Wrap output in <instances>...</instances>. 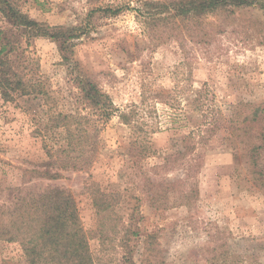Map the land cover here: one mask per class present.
<instances>
[{"label":"rangeland","instance_id":"obj_1","mask_svg":"<svg viewBox=\"0 0 264 264\" xmlns=\"http://www.w3.org/2000/svg\"><path fill=\"white\" fill-rule=\"evenodd\" d=\"M12 1L47 26L76 29L73 58L119 111L101 125L89 168L60 170L57 179L31 173L49 160L47 146L63 144L64 129L51 127L50 118L75 113L78 89L53 39L14 28L0 12L2 36L17 47L11 56L30 57L43 87L39 95L0 98L1 210L12 208L16 188L60 186L76 198L95 264H124L128 248L142 264L149 232L156 239L148 264H264V189L244 158H235L239 146L221 139L220 130L202 150L200 166L179 156L164 163L167 154L183 149L179 137L200 118L195 108L209 120L228 117L234 103L264 104V36L232 25L215 36L184 26L182 36L163 26L151 34L136 11L141 0ZM109 4L124 8L118 15L94 10ZM132 109L133 124H125L120 111ZM97 191L113 195L97 205ZM0 264L31 262L19 241L0 237Z\"/></svg>","mask_w":264,"mask_h":264},{"label":"trees","instance_id":"obj_2","mask_svg":"<svg viewBox=\"0 0 264 264\" xmlns=\"http://www.w3.org/2000/svg\"><path fill=\"white\" fill-rule=\"evenodd\" d=\"M123 8V5L109 4L94 10L118 15ZM246 9L261 11V17L241 15ZM136 11L142 15L143 23L151 34L162 32L160 27L163 26L169 31H176L171 35L182 36L184 26L189 33L201 29L204 36H215L232 25L240 27L245 34L264 36V0H141ZM0 12L14 28H25L53 39L78 89L75 113L59 112L50 118L51 127L64 129L63 144L54 149L47 146L49 160L43 163L42 170L35 168L31 173L57 179L62 177L60 170L89 168L99 152L101 125L119 110L97 80L73 58L71 40L76 37V29L47 26L23 13L12 0H0ZM0 33V98L7 102L18 96L42 94V83L34 78L36 63L23 55L11 56L17 47L11 45L8 36H2L5 33L3 30ZM134 111H120L121 121L132 125ZM193 111L199 113L200 118L194 121V128L188 134L179 137L183 141V149L167 154L165 165L176 161L173 157L179 156L191 163L193 161L195 168L200 166L204 155L202 150L209 145L216 132L222 130L221 139L239 146L235 158H244L253 168L256 184L264 189V167L261 165L264 154V104L244 101L231 104L230 115L224 117L225 120L220 115L208 120L203 112H199L203 111L200 108ZM146 150L144 145L141 153H146ZM55 165L58 170L52 171L50 168ZM16 190L19 192L12 208L7 211L0 208L2 239L19 241L31 264H95L76 198L70 190L60 186H49L40 191ZM109 195L113 194L97 191L93 198L97 205H102ZM155 236L154 232H149L142 240V264H148L150 260L148 253L154 249ZM132 254L133 248H128L129 256L124 264H137ZM223 255L228 257L229 253L225 251ZM231 257L235 255L231 254Z\"/></svg>","mask_w":264,"mask_h":264}]
</instances>
